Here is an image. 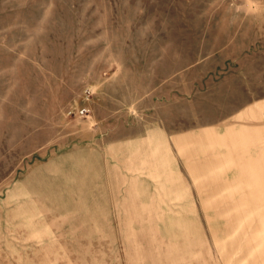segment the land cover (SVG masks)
Here are the masks:
<instances>
[{"label": "rangeland", "instance_id": "rangeland-1", "mask_svg": "<svg viewBox=\"0 0 264 264\" xmlns=\"http://www.w3.org/2000/svg\"><path fill=\"white\" fill-rule=\"evenodd\" d=\"M0 264H264V0H0Z\"/></svg>", "mask_w": 264, "mask_h": 264}, {"label": "built area", "instance_id": "built-area-1", "mask_svg": "<svg viewBox=\"0 0 264 264\" xmlns=\"http://www.w3.org/2000/svg\"><path fill=\"white\" fill-rule=\"evenodd\" d=\"M87 112H88V111H87L86 109H84V110L81 111L82 114H85V113H87Z\"/></svg>", "mask_w": 264, "mask_h": 264}]
</instances>
